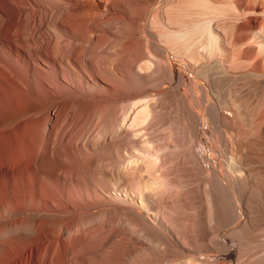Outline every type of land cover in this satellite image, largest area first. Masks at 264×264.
Instances as JSON below:
<instances>
[{"label":"bare ground","instance_id":"1","mask_svg":"<svg viewBox=\"0 0 264 264\" xmlns=\"http://www.w3.org/2000/svg\"><path fill=\"white\" fill-rule=\"evenodd\" d=\"M0 264H264V0H0Z\"/></svg>","mask_w":264,"mask_h":264},{"label":"rangeland","instance_id":"2","mask_svg":"<svg viewBox=\"0 0 264 264\" xmlns=\"http://www.w3.org/2000/svg\"><path fill=\"white\" fill-rule=\"evenodd\" d=\"M175 66H176L177 68H179V67H178V66H179L178 64H175ZM178 70H179V72H180V71H181V68H179Z\"/></svg>","mask_w":264,"mask_h":264}]
</instances>
